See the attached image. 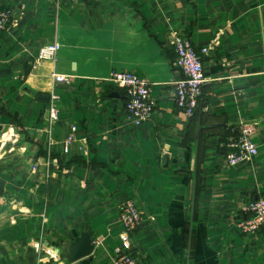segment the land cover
<instances>
[{"label": "crops", "instance_id": "1", "mask_svg": "<svg viewBox=\"0 0 264 264\" xmlns=\"http://www.w3.org/2000/svg\"><path fill=\"white\" fill-rule=\"evenodd\" d=\"M2 9L18 22L0 30V264H114L127 200L144 206L130 248L140 264H264V229L239 228L264 193V0H0ZM173 31L199 52L211 47L192 118L174 103ZM54 41L58 60L37 61ZM114 71L149 81L144 124L128 120ZM249 123L259 154L228 166L221 144ZM83 232L95 249L70 263L60 253Z\"/></svg>", "mask_w": 264, "mask_h": 264}, {"label": "built area", "instance_id": "2", "mask_svg": "<svg viewBox=\"0 0 264 264\" xmlns=\"http://www.w3.org/2000/svg\"><path fill=\"white\" fill-rule=\"evenodd\" d=\"M11 9L0 12V30L9 31L17 25V19H13ZM170 42L175 53L174 65L180 73L174 83V103L176 107L191 118L200 107L204 85L208 81L205 75L203 56L209 53L210 46L196 50L190 38L183 33L173 31L170 34ZM60 43L54 41L42 46L37 54V61H54ZM57 83L67 81V76L53 73ZM110 81L123 89L127 96L126 115L134 125H142L148 121L154 111L155 102L151 97V85L148 80L131 71H114ZM57 96H52L50 115L52 120L59 116ZM257 127L254 123L244 125L239 134L231 135L227 141L221 144L228 151L224 154L225 163L228 166H236L240 163L252 162L259 154L258 145L253 139ZM73 140L71 135L69 142ZM246 217L239 223V228L245 235H251L264 229V193L255 200L249 201L244 206ZM144 206L135 200H127L119 206V220L123 227L121 240L122 246L113 254L114 264H140L137 258L130 253L131 234L143 221Z\"/></svg>", "mask_w": 264, "mask_h": 264}, {"label": "water", "instance_id": "3", "mask_svg": "<svg viewBox=\"0 0 264 264\" xmlns=\"http://www.w3.org/2000/svg\"><path fill=\"white\" fill-rule=\"evenodd\" d=\"M2 126L0 125V132ZM193 206L195 207V199H193ZM194 214V208L192 215ZM95 249L92 238L89 233L83 232L79 237L70 241L69 245L63 249L60 256L65 258L68 262L73 263L80 259L92 255Z\"/></svg>", "mask_w": 264, "mask_h": 264}, {"label": "trees", "instance_id": "4", "mask_svg": "<svg viewBox=\"0 0 264 264\" xmlns=\"http://www.w3.org/2000/svg\"><path fill=\"white\" fill-rule=\"evenodd\" d=\"M2 10H4V9H2ZM198 110H199V108L196 110V113H197V111H198ZM196 113H195V114H196ZM195 114H194V116H195ZM194 116H193V117H194ZM191 118H192V117H191ZM226 149H227V148H225V150H224V151H226V152H227V151H228V149H227V150H226Z\"/></svg>", "mask_w": 264, "mask_h": 264}, {"label": "rangeland", "instance_id": "5", "mask_svg": "<svg viewBox=\"0 0 264 264\" xmlns=\"http://www.w3.org/2000/svg\"><path fill=\"white\" fill-rule=\"evenodd\" d=\"M58 54H60L59 51H58L57 56H56V59H57V60H58ZM56 62H57V61H56Z\"/></svg>", "mask_w": 264, "mask_h": 264}]
</instances>
